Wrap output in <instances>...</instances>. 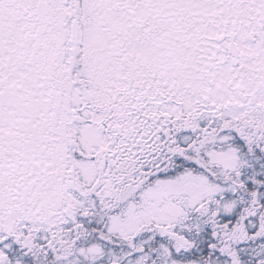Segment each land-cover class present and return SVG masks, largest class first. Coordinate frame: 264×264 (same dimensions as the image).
Wrapping results in <instances>:
<instances>
[{
  "label": "snow or ice",
  "instance_id": "obj_1",
  "mask_svg": "<svg viewBox=\"0 0 264 264\" xmlns=\"http://www.w3.org/2000/svg\"><path fill=\"white\" fill-rule=\"evenodd\" d=\"M0 264H264V0H0Z\"/></svg>",
  "mask_w": 264,
  "mask_h": 264
}]
</instances>
